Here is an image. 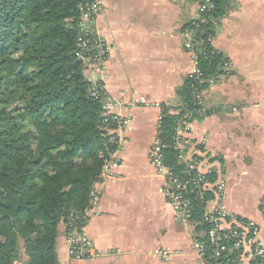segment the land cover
Returning <instances> with one entry per match:
<instances>
[{
  "label": "crops",
  "instance_id": "crops-1",
  "mask_svg": "<svg viewBox=\"0 0 264 264\" xmlns=\"http://www.w3.org/2000/svg\"><path fill=\"white\" fill-rule=\"evenodd\" d=\"M100 1L93 25L110 57L87 76L102 83L112 112L129 122L120 166L98 180L88 211L85 231L99 254L71 259L62 224L59 264H212L201 220L177 217L165 193L167 172L152 160L165 106L187 110L180 162L198 160L201 172L211 171L224 209L255 224L264 242V0L221 1L211 44L225 62L192 119L180 91L197 68L196 46H186L185 34L201 0Z\"/></svg>",
  "mask_w": 264,
  "mask_h": 264
},
{
  "label": "trees",
  "instance_id": "trees-1",
  "mask_svg": "<svg viewBox=\"0 0 264 264\" xmlns=\"http://www.w3.org/2000/svg\"><path fill=\"white\" fill-rule=\"evenodd\" d=\"M84 1L0 0V264H59V226L90 205L108 156L107 93L90 94L88 68L75 56ZM221 1L196 28L201 79L188 77L180 91L190 119L200 108L194 89H205L225 62L211 44ZM186 112L163 107L159 134L166 164L179 174L174 137Z\"/></svg>",
  "mask_w": 264,
  "mask_h": 264
},
{
  "label": "built area",
  "instance_id": "built-area-1",
  "mask_svg": "<svg viewBox=\"0 0 264 264\" xmlns=\"http://www.w3.org/2000/svg\"><path fill=\"white\" fill-rule=\"evenodd\" d=\"M220 0H201L199 15L193 20V26L186 30V46L194 50L197 39L195 30L198 26L205 25L212 17ZM81 24L83 32L78 38L75 56L88 69H105L110 57V46L98 35L94 28V21L102 10L100 0H86L80 4ZM195 80L201 79L200 69L190 75ZM89 92L93 96H99L104 86L90 80ZM106 91V90H105ZM195 103L201 105L203 102V89L195 88ZM110 107L104 113L103 124L107 132L108 156L102 167L98 180L103 176H112L120 166V150L123 148L122 132L125 129L128 118L119 116L112 112V102L107 94ZM182 121L178 122L174 148L180 150L181 158L183 149ZM164 144L158 138L152 148L151 156L153 162L167 172L165 193L171 202L175 214L180 219L193 220L195 215L194 196L202 207L200 225L204 227L206 244L210 247L209 261L212 264H264V242L260 238L258 227L252 222L239 218L234 214H228L222 205V184L213 188L210 172L203 173L199 169L198 160L186 163L184 171L179 174L175 169L167 166L164 158ZM97 180V182H98ZM96 182V183H97ZM96 183L92 190L90 205L83 211H71L65 219V225L69 234V253L74 259H84L98 255V251L90 248V240L85 231L88 220V211L97 200ZM203 255L207 252L201 244ZM205 256V255H204Z\"/></svg>",
  "mask_w": 264,
  "mask_h": 264
},
{
  "label": "rangeland",
  "instance_id": "rangeland-1",
  "mask_svg": "<svg viewBox=\"0 0 264 264\" xmlns=\"http://www.w3.org/2000/svg\"><path fill=\"white\" fill-rule=\"evenodd\" d=\"M81 21H82V18H81ZM182 156L183 157H186V154L184 152H182ZM182 160V158H180ZM92 198V197H91ZM63 224V227H64V232H65V238H66V244H67V249H68V254L70 256L71 259H74V257L72 255H70L69 253V234H68V230L66 228V225H65V222L61 223V225ZM59 226V229H58V233H59V230L61 229L62 226ZM57 238H58V235H57ZM74 260H81V259H74ZM59 262V260H58ZM19 263V262H18ZM16 263V264H18ZM22 264V263H21Z\"/></svg>",
  "mask_w": 264,
  "mask_h": 264
}]
</instances>
